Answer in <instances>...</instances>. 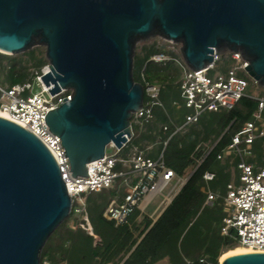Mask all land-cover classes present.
I'll return each mask as SVG.
<instances>
[{
  "label": "water",
  "instance_id": "95a60500",
  "mask_svg": "<svg viewBox=\"0 0 264 264\" xmlns=\"http://www.w3.org/2000/svg\"><path fill=\"white\" fill-rule=\"evenodd\" d=\"M155 36L180 43L194 71L212 62L214 51L241 52L248 75L264 89V0H0L1 53L44 45V84L53 85L51 94L72 90L45 121L73 176H88L87 163L131 135V115L143 101L133 77L135 43ZM70 206L56 157L0 116V264H40ZM220 264H264V252L230 255Z\"/></svg>",
  "mask_w": 264,
  "mask_h": 264
},
{
  "label": "built area",
  "instance_id": "2783aa9c",
  "mask_svg": "<svg viewBox=\"0 0 264 264\" xmlns=\"http://www.w3.org/2000/svg\"><path fill=\"white\" fill-rule=\"evenodd\" d=\"M161 39L156 44L164 51L154 52L149 60L161 64L173 60L179 65L181 75L175 83L180 91L179 102L187 112L167 139L158 138L157 143L162 145V149L154 157L147 152L150 146L140 148L131 142L134 137L132 126L137 125V128L143 129L153 119V108L162 106L159 98L162 85L147 81L142 70L138 82L143 88V101L140 108L131 115V135L126 137L121 147L110 143L103 157L87 163L88 176L72 175L61 140L50 131L45 121L49 110L70 101L72 94L70 88H60L59 92L50 93L53 85L46 86L42 80V76L49 72L48 62L23 82L0 85V112L37 136L56 157L71 201L70 227L82 228L94 236L87 211V195L102 190L114 191L103 216L115 225L128 224L129 217L135 210H139V215L145 213L157 196L161 198L153 213L163 210L188 177L177 176L165 164L163 151L168 139L178 131H185L205 113L231 109L243 97L255 100L257 105L251 111V118L216 155L220 160L225 157H230L231 161L236 159L238 173L227 183L224 194L207 188L204 204L211 205L218 198L222 200L224 216L221 219L220 233L227 238L229 245L264 252V156L257 161L253 152L255 140L264 137V94L249 92L250 86H258L246 71L245 67L249 62L242 57L241 52L214 51L213 61L194 71L181 57L180 43ZM171 123L174 124L173 121ZM167 129V125L162 127L163 131ZM109 146L111 150L107 152ZM199 146L200 144L195 150ZM213 146L214 144L204 149L196 159L197 165ZM214 176L213 172L206 171L202 178L207 183ZM167 188L169 191L164 193ZM199 261L207 263L204 257ZM44 264L51 263L44 261Z\"/></svg>",
  "mask_w": 264,
  "mask_h": 264
},
{
  "label": "trees",
  "instance_id": "16d2710c",
  "mask_svg": "<svg viewBox=\"0 0 264 264\" xmlns=\"http://www.w3.org/2000/svg\"><path fill=\"white\" fill-rule=\"evenodd\" d=\"M141 50V53L134 55V80L139 81L142 70L147 81L161 84L159 98L162 106L153 108V119L143 129L133 130L131 142L139 147L144 140L157 141L159 137L161 140L167 139L187 112L179 102L180 91L175 83L181 75L179 65L173 60L164 64L149 60L154 52L164 51L156 43L144 44ZM4 55L0 53V64ZM44 62L41 58L38 65ZM8 69L9 85L29 78L26 67L20 61L11 62ZM256 105L255 100L243 97L231 109L203 114L185 131H178L168 139L163 151L165 164L179 177H184L189 170L190 173L157 219L153 223L149 219L144 221V227L137 235L132 226L136 229L138 227L135 221L139 210H135L129 217L128 224L115 225L103 216L114 191L94 192L86 196L87 211L93 231L99 236L100 242L93 246V237L82 228L72 229V218H67L45 242L40 254V264H44L47 259L51 264L63 261L67 264H154L165 257L169 264H217L221 247L228 244L227 238L220 233L224 211L219 198L211 205L204 204L206 192L209 188L224 194L227 183L232 180L233 175H237L236 159L231 161L230 157H225L220 160L216 155L251 118V111ZM171 106H178L179 111L171 114ZM164 125L168 127L166 131L162 130ZM208 141L214 146L197 165L196 159L209 146L206 144ZM263 143L264 137L256 139L253 144L257 161L264 156ZM198 144L200 146L195 150ZM161 149L162 145L159 144L156 152L149 155L154 157ZM232 167L235 168L234 171H231ZM206 171L215 175L207 183L202 178ZM202 257L207 263L199 261Z\"/></svg>",
  "mask_w": 264,
  "mask_h": 264
},
{
  "label": "rangeland",
  "instance_id": "374dc122",
  "mask_svg": "<svg viewBox=\"0 0 264 264\" xmlns=\"http://www.w3.org/2000/svg\"><path fill=\"white\" fill-rule=\"evenodd\" d=\"M162 41V39L159 36H155V37H150L144 41H138L135 43V54L136 53H141V48L142 45L144 44H151V43H160ZM1 53V51H0ZM5 54V53H2ZM134 54V55H135ZM43 59L45 62L41 65H38L39 63V59ZM16 62V61H20V63L22 65H24L26 67V71L28 72V75L30 76V74L32 72H34L35 70H39L42 66H44V64L47 63L46 57H45V46L44 45H37L34 46L24 52H20V53H13V54H5L4 56L1 57V64H0V85L4 86V85H9V80H8V75L9 73V65L11 62ZM224 65V63L222 64ZM38 89V88H37ZM249 92L250 93H255L258 92L259 94H264V89H262L260 86H250L249 88ZM169 111L172 114L173 112H178L179 111V107L178 106H171L169 107ZM133 130H136L137 125H133ZM141 130V129H139ZM144 131V130H143ZM158 140L157 141H151V140H145L142 142L141 147H146V146H150L149 149H147L148 154L154 153L156 152L157 148H158ZM206 144H208L209 146L211 145L208 142H206ZM136 145V144H135ZM138 146V145H137ZM111 146L108 147L107 152H110ZM140 147V148H141ZM263 148H264V143H263ZM235 168L232 167L231 171H234ZM190 170L185 174V178L189 175ZM233 173V172H232ZM169 191V188L165 189L163 192L167 193ZM114 195V194H113ZM112 195V196H113ZM161 196H157L154 198L153 203H151L148 208L146 209L145 213L139 215L136 218V225L138 226L137 229L135 226H132V228H134V232L135 235L138 234V232L144 227V221L146 220H151L152 222L157 218L159 212L161 211V209H159L156 213H153L154 207L155 205L160 201ZM68 218H72L71 216ZM67 219V218H66ZM76 229V228H75ZM93 237V246H96V244L98 242H100V238L97 234L94 233ZM235 246L226 244L223 245L220 249V255L232 248H234ZM94 254L96 255V251H94ZM220 255L218 256V262L217 264H220ZM46 262H51L49 259L46 260ZM62 264H67L65 261L60 262ZM110 264V263H108ZM154 264H169L168 258L165 257L163 259L158 260L157 262H155Z\"/></svg>",
  "mask_w": 264,
  "mask_h": 264
},
{
  "label": "bare ground",
  "instance_id": "6f19581e",
  "mask_svg": "<svg viewBox=\"0 0 264 264\" xmlns=\"http://www.w3.org/2000/svg\"><path fill=\"white\" fill-rule=\"evenodd\" d=\"M0 116L3 118H8V116L6 114L1 113V112H0ZM253 252H256V251H254L251 248H245L242 246H235L234 248L222 253L219 258H220V262H222L224 258H226L227 256H230V255L242 254V253H253Z\"/></svg>",
  "mask_w": 264,
  "mask_h": 264
},
{
  "label": "crops",
  "instance_id": "0c3cea01",
  "mask_svg": "<svg viewBox=\"0 0 264 264\" xmlns=\"http://www.w3.org/2000/svg\"><path fill=\"white\" fill-rule=\"evenodd\" d=\"M233 177H234V175H233ZM232 179H233V178H232ZM161 211H162V210H161ZM161 211L159 212L158 216L160 215ZM158 216H157V217H158Z\"/></svg>",
  "mask_w": 264,
  "mask_h": 264
}]
</instances>
